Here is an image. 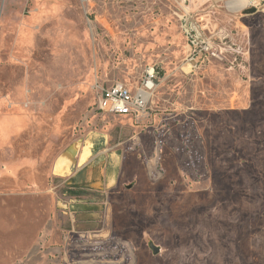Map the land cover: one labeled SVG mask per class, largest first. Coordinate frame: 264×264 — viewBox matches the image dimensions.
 Returning <instances> with one entry per match:
<instances>
[{
	"label": "rangeland",
	"instance_id": "obj_1",
	"mask_svg": "<svg viewBox=\"0 0 264 264\" xmlns=\"http://www.w3.org/2000/svg\"><path fill=\"white\" fill-rule=\"evenodd\" d=\"M228 1L209 3L232 38L193 76L173 0H0V264H264V0ZM152 67L186 88L173 116L100 107L101 86Z\"/></svg>",
	"mask_w": 264,
	"mask_h": 264
},
{
	"label": "built area",
	"instance_id": "obj_2",
	"mask_svg": "<svg viewBox=\"0 0 264 264\" xmlns=\"http://www.w3.org/2000/svg\"><path fill=\"white\" fill-rule=\"evenodd\" d=\"M210 0H175L182 14L178 17L182 23V29L189 42L190 54L188 61L192 67L197 65V57L218 56L222 50L215 45L216 41L232 38L224 29L210 28L208 23L215 26L217 21L213 19ZM188 5V6H187ZM198 6V7H197ZM212 17L211 20H208ZM212 26V27H213ZM156 68H150L140 84L134 88L121 82L99 88V103L102 109L115 115H125L136 120H144L149 115V107L157 87Z\"/></svg>",
	"mask_w": 264,
	"mask_h": 264
},
{
	"label": "crops",
	"instance_id": "obj_3",
	"mask_svg": "<svg viewBox=\"0 0 264 264\" xmlns=\"http://www.w3.org/2000/svg\"><path fill=\"white\" fill-rule=\"evenodd\" d=\"M173 4L177 6L175 0H173ZM177 16H178V13H177ZM211 19L212 17L208 20H211ZM177 21L185 37L184 31L182 29V23L179 17H177ZM207 25L210 28H216V25L213 26L210 23H208ZM186 57H187L186 62L191 65V63L187 60L189 57V50H188V54ZM200 57L201 55L196 58L198 63L195 68H193L191 65V70L189 72L187 71H184V72L191 74L193 76H196V75H199V71H201V74L206 76L207 75L206 72L208 68H210V66L206 67L205 63L202 60L199 61L198 59H200ZM156 73H157V82H158L159 76H158L157 70H156ZM176 74L178 73L173 74V72H171L167 75L168 77L166 80L167 84L159 85L156 82L157 87L155 89L154 96H153V99L155 98L154 105L158 110L161 109V111H163L162 116L163 115L173 116L176 112H178L181 109V107L184 106L183 98H185L184 92L186 91V88L184 87V85L177 84V82L175 81L177 78ZM130 86L134 88L138 85H130ZM205 100L206 99H204V101ZM89 148H90V155L84 162L82 163L79 162V164L81 165L76 170L75 176L72 178V181H70V183H72L74 187L87 186V183L91 182L94 177L93 172L95 170V166H91V163H93L92 162L93 159L100 160L102 153L97 152L93 154V151H96L93 143L89 146ZM118 164H119L118 156L115 153H111L106 158H104V165L101 168V173L105 175L104 180L106 181L108 186L113 187L117 183H119L120 180L122 179L121 178L122 173L120 171L121 166L119 167ZM85 168H87L86 172L83 170ZM91 186H93V184ZM67 206L69 207V209H71V213H88L92 211V205L91 203H89V201H84V200L76 201V199H72L69 205H66L65 207L67 208Z\"/></svg>",
	"mask_w": 264,
	"mask_h": 264
},
{
	"label": "bare ground",
	"instance_id": "obj_4",
	"mask_svg": "<svg viewBox=\"0 0 264 264\" xmlns=\"http://www.w3.org/2000/svg\"><path fill=\"white\" fill-rule=\"evenodd\" d=\"M249 1L248 0H231L228 1V7L233 9V10H238L245 5H248ZM88 156V154H85ZM83 156V155H82ZM72 159L68 156H63L60 161L56 165V170L59 171L60 169H63V167H69L71 164Z\"/></svg>",
	"mask_w": 264,
	"mask_h": 264
},
{
	"label": "water",
	"instance_id": "obj_5",
	"mask_svg": "<svg viewBox=\"0 0 264 264\" xmlns=\"http://www.w3.org/2000/svg\"><path fill=\"white\" fill-rule=\"evenodd\" d=\"M256 10H255V8H250V9H248V12H250V13H254ZM77 154V150L75 149V148H73L72 150H70L69 151V157L72 159H74V157H75V155Z\"/></svg>",
	"mask_w": 264,
	"mask_h": 264
},
{
	"label": "trees",
	"instance_id": "obj_6",
	"mask_svg": "<svg viewBox=\"0 0 264 264\" xmlns=\"http://www.w3.org/2000/svg\"><path fill=\"white\" fill-rule=\"evenodd\" d=\"M72 193H74V194H78L76 191H75V192H72Z\"/></svg>",
	"mask_w": 264,
	"mask_h": 264
}]
</instances>
